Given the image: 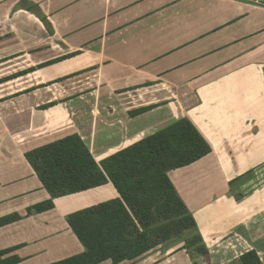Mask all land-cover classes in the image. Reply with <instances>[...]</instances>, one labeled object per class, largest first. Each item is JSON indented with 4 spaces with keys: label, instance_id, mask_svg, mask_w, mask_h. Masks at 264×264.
<instances>
[{
    "label": "crops",
    "instance_id": "crops-1",
    "mask_svg": "<svg viewBox=\"0 0 264 264\" xmlns=\"http://www.w3.org/2000/svg\"><path fill=\"white\" fill-rule=\"evenodd\" d=\"M182 119L211 152L168 177L208 254L119 264H264V0H0V264L83 253L67 218L120 199L52 198L27 152L76 135L100 165Z\"/></svg>",
    "mask_w": 264,
    "mask_h": 264
},
{
    "label": "trees",
    "instance_id": "trees-1",
    "mask_svg": "<svg viewBox=\"0 0 264 264\" xmlns=\"http://www.w3.org/2000/svg\"><path fill=\"white\" fill-rule=\"evenodd\" d=\"M43 23L48 27L46 21ZM211 152L206 141L185 119L144 138L97 165L74 135L25 154L52 198L109 181L120 199L91 207L67 218L84 252L55 264H119L134 260L170 239L179 240L191 261L208 254L195 224L168 174ZM159 223L163 225L158 226ZM185 232L188 238L182 239ZM241 264H261L255 252Z\"/></svg>",
    "mask_w": 264,
    "mask_h": 264
},
{
    "label": "rangeland",
    "instance_id": "rangeland-1",
    "mask_svg": "<svg viewBox=\"0 0 264 264\" xmlns=\"http://www.w3.org/2000/svg\"><path fill=\"white\" fill-rule=\"evenodd\" d=\"M163 225V223H159L157 227ZM182 239L184 238H188L189 235L185 232V234L182 235ZM159 248V255H158V258L157 260H160L162 259L163 257H165V255L167 254H174L176 252H183L184 254H187V251L185 250V248L183 247V244L181 241L179 240H173V239H170L162 248L161 247H157ZM157 253L156 251H154L153 254Z\"/></svg>",
    "mask_w": 264,
    "mask_h": 264
}]
</instances>
